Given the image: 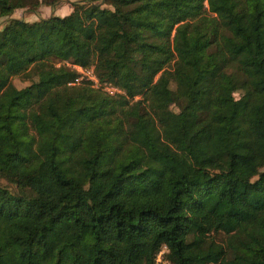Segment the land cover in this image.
Wrapping results in <instances>:
<instances>
[{"label": "trees", "instance_id": "1", "mask_svg": "<svg viewBox=\"0 0 264 264\" xmlns=\"http://www.w3.org/2000/svg\"><path fill=\"white\" fill-rule=\"evenodd\" d=\"M63 1L0 0V178L22 190L0 185V264H156L164 248L169 264H264V5L12 18ZM67 63L127 95L69 86Z\"/></svg>", "mask_w": 264, "mask_h": 264}, {"label": "rangeland", "instance_id": "2", "mask_svg": "<svg viewBox=\"0 0 264 264\" xmlns=\"http://www.w3.org/2000/svg\"><path fill=\"white\" fill-rule=\"evenodd\" d=\"M79 1H81V0H64L62 3H60L55 8H51V7H47L46 5H42L39 8V10H37L36 13H31V12L26 11V10H18L14 13L12 18L24 20V21H27L29 23H33V21H35L37 19H38V21H40L42 19H49L52 16H56V15H58V17H64V15H66L68 10L73 7V3L79 2ZM260 2H261V5H264V0H260ZM104 8L110 9L108 6H104ZM56 12H57V14H56ZM6 24H7V22L5 20L0 19V31L5 27ZM60 66L61 65H59V64L57 65L58 68H60ZM95 67H97V65ZM168 69L170 71H172V68H168ZM32 79H33V77H30L28 74H25L24 76H21V77L20 76L15 77L13 79V84L18 89H24V88L32 85L33 81L35 82L37 80V79H34V80H32ZM235 97L237 99H239L240 94L239 93L235 94ZM171 109L174 112L179 111L178 107L175 105L172 106ZM248 117H249V124H250L252 131L255 133V135L261 136L263 134V130L261 129V127L258 124L257 110L255 108H251L249 113H248ZM126 128H127V125H126ZM174 134H175V136H178V137L181 136L179 124L176 125L175 130H174ZM0 185L8 188L12 193L22 194V190L17 189L13 185L9 184L5 179L0 178ZM218 240L222 241V237H218ZM165 251H166V249L164 248V250L161 252L163 255V257H162L163 261H162V263L160 262L159 264H169L168 262H166V259L164 258ZM156 264H157V262H156Z\"/></svg>", "mask_w": 264, "mask_h": 264}, {"label": "built area", "instance_id": "3", "mask_svg": "<svg viewBox=\"0 0 264 264\" xmlns=\"http://www.w3.org/2000/svg\"><path fill=\"white\" fill-rule=\"evenodd\" d=\"M69 68L74 69L77 72V76L74 80L70 81L69 86L77 87V86H89L91 89L96 91H101L110 97H118V96H126V92L113 85L112 83L101 82L99 77L95 72V68H83L78 65H72L70 63L66 64ZM162 253H160L157 257V264L162 263Z\"/></svg>", "mask_w": 264, "mask_h": 264}, {"label": "crops", "instance_id": "4", "mask_svg": "<svg viewBox=\"0 0 264 264\" xmlns=\"http://www.w3.org/2000/svg\"><path fill=\"white\" fill-rule=\"evenodd\" d=\"M72 10H73V8L69 9L68 12L66 13V15H64V17H66L69 14H71ZM56 14H57V12H56ZM56 16L58 17V15H56ZM2 20H5L7 22V19L6 18H3ZM35 22H38V19L35 20V21H33V23H35Z\"/></svg>", "mask_w": 264, "mask_h": 264}]
</instances>
